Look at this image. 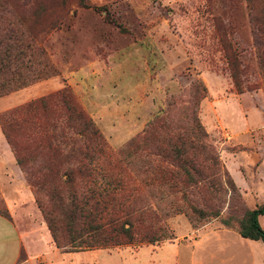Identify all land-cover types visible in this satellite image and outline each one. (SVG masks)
<instances>
[{
    "label": "rangeland",
    "instance_id": "374dc122",
    "mask_svg": "<svg viewBox=\"0 0 264 264\" xmlns=\"http://www.w3.org/2000/svg\"><path fill=\"white\" fill-rule=\"evenodd\" d=\"M45 1L52 8L43 22H51L52 27L39 34L38 41L57 74L47 78L46 91L33 98L69 89L107 148L117 150L160 116L188 124L194 84L200 80L205 94L199 100L197 117L207 132L204 141L217 153L239 199L191 188L187 193L190 203L219 210L217 217L200 220L194 219L179 193L172 197L163 189L164 198L158 200L157 209L160 222L154 226L167 228L181 240L209 222L235 231L220 219L228 214L239 218L245 207L252 209L264 202V93L244 0ZM23 2L27 8L32 0ZM211 15H219L227 25L230 42L244 65L241 84L247 89L241 93L232 87ZM6 105L5 97L0 98V112ZM108 158L98 163L123 175V181L136 184L153 208L155 199L150 192L161 191L162 186L155 182L149 189L130 168L123 169L124 162H116L122 160L121 155ZM132 160L131 165L139 164V159ZM0 200L1 211L2 202L5 206L1 193ZM174 207L186 210L192 219L183 212L169 211ZM257 220L264 230V215ZM229 235L225 238L232 240ZM174 250L179 251V264H187L184 244L170 243L160 255L170 258ZM145 252L143 249L136 259L129 255L122 258L120 253L108 260L147 264ZM92 254L82 255V263H97Z\"/></svg>",
    "mask_w": 264,
    "mask_h": 264
},
{
    "label": "trees",
    "instance_id": "16d2710c",
    "mask_svg": "<svg viewBox=\"0 0 264 264\" xmlns=\"http://www.w3.org/2000/svg\"><path fill=\"white\" fill-rule=\"evenodd\" d=\"M21 1L0 0V97L57 74L38 41L39 34L52 27L51 22H43L52 6L45 0H32L25 8ZM244 3L264 93V0ZM211 18L232 87L241 93L247 89L241 84L244 65L230 42L227 25L219 15ZM194 86L188 124L160 116L117 150L107 148L93 121L64 87L0 112V131L59 251L171 240V231L154 226L160 222L157 209L158 200L164 198L163 189L172 197L179 193L194 219L200 220L217 217L219 210L190 203L187 193L191 188L228 194V200L239 199L217 153L204 141L207 132L197 117V108L205 86L200 80ZM118 154L122 160L116 162H124L123 169L130 168L149 189L155 182L162 186L158 194L150 192L155 199L153 208L136 184L123 181V175L98 163ZM134 158L139 164L131 165ZM2 206L0 214L7 216L3 202ZM169 211L183 212L192 219L179 207ZM259 215H264V202L252 209L245 207L239 218L228 214L220 222L225 227L234 226L241 237L264 244Z\"/></svg>",
    "mask_w": 264,
    "mask_h": 264
},
{
    "label": "crops",
    "instance_id": "0c3cea01",
    "mask_svg": "<svg viewBox=\"0 0 264 264\" xmlns=\"http://www.w3.org/2000/svg\"><path fill=\"white\" fill-rule=\"evenodd\" d=\"M47 80L35 82L12 91L0 98L6 99L7 109L18 105L46 91ZM0 193L7 216L0 214V264H74L82 263V255L92 254L97 263L114 264L108 256L120 254L136 259L138 253L146 249L147 264H179V251L174 250L170 258L160 255L169 245L184 244L187 251V264H264V244L241 237L227 228H218L205 223L192 231L185 240L175 236L154 244H130L109 248L86 249L61 252L53 244L49 232L37 209L29 185L16 164L13 154L0 131ZM230 234L232 240L225 238ZM190 237V238H189ZM259 241V240H258ZM154 252V254H151ZM159 253V254H158ZM58 261V262H57ZM88 264V263H85ZM118 264H134L123 260Z\"/></svg>",
    "mask_w": 264,
    "mask_h": 264
}]
</instances>
